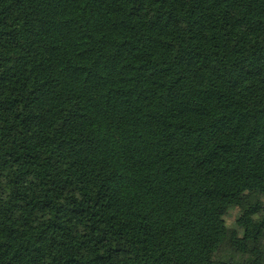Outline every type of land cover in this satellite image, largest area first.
Returning <instances> with one entry per match:
<instances>
[{
    "label": "trees",
    "instance_id": "16d2710c",
    "mask_svg": "<svg viewBox=\"0 0 264 264\" xmlns=\"http://www.w3.org/2000/svg\"><path fill=\"white\" fill-rule=\"evenodd\" d=\"M0 264H264V0H0Z\"/></svg>",
    "mask_w": 264,
    "mask_h": 264
}]
</instances>
